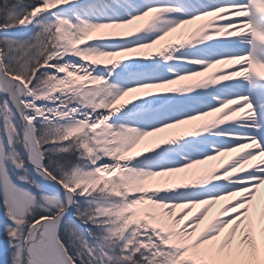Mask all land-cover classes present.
I'll return each mask as SVG.
<instances>
[{
	"label": "snow or ice",
	"instance_id": "obj_1",
	"mask_svg": "<svg viewBox=\"0 0 264 264\" xmlns=\"http://www.w3.org/2000/svg\"><path fill=\"white\" fill-rule=\"evenodd\" d=\"M262 187L264 0H0V264H264Z\"/></svg>",
	"mask_w": 264,
	"mask_h": 264
},
{
	"label": "bare ground",
	"instance_id": "obj_2",
	"mask_svg": "<svg viewBox=\"0 0 264 264\" xmlns=\"http://www.w3.org/2000/svg\"><path fill=\"white\" fill-rule=\"evenodd\" d=\"M199 23H202V22H196L195 25L193 26H190L192 28L196 27ZM220 70V66H217L216 68L214 69H210L209 72L212 73V72H218ZM206 120L207 119H211L210 117L209 118H205ZM230 157L229 156H223V157H217V159L215 161H210V162H207L205 165H200L198 167L200 168H208V167H211V166H214V165H219L221 162H226ZM259 196L260 197H264V187L261 188L260 192H259ZM219 205H216L213 207V211H215L216 209H218Z\"/></svg>",
	"mask_w": 264,
	"mask_h": 264
},
{
	"label": "rangeland",
	"instance_id": "obj_3",
	"mask_svg": "<svg viewBox=\"0 0 264 264\" xmlns=\"http://www.w3.org/2000/svg\"><path fill=\"white\" fill-rule=\"evenodd\" d=\"M2 238H5V236L2 233H0V239ZM4 259H7V256Z\"/></svg>",
	"mask_w": 264,
	"mask_h": 264
}]
</instances>
